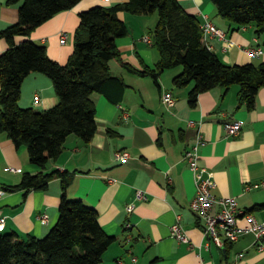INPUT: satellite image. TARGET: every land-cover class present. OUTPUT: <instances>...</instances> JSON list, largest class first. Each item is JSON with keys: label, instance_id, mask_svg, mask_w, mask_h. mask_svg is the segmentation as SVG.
Returning a JSON list of instances; mask_svg holds the SVG:
<instances>
[{"label": "crops", "instance_id": "0c3cea01", "mask_svg": "<svg viewBox=\"0 0 264 264\" xmlns=\"http://www.w3.org/2000/svg\"><path fill=\"white\" fill-rule=\"evenodd\" d=\"M0 0V32L20 21V6ZM184 9L197 16L202 25L210 21L223 30L227 42L210 39L215 53L230 66L264 63V56L251 57L249 48H264V36H258L254 26L236 29L222 18L211 0H178ZM128 0H82L70 11L62 12L38 27L30 37H17L16 43L31 40L47 48L51 59L66 65L75 48V34L80 26V14L97 6L111 7ZM130 32L117 40L123 59L137 70L144 65L155 69L159 53L144 41L152 37L159 16L120 13ZM67 36L62 44V36ZM9 48L0 40V55ZM112 72L127 85L124 100L114 104L103 95H95L98 132L90 143L72 135L61 157L51 162L48 172L67 173L71 185L70 200H82L99 212L104 231L117 241L104 255L101 264H264V248L254 235L243 236L238 242L220 248L205 245V222L192 210L197 195L195 174L185 155L200 131L204 144L200 149L201 164L215 176L218 198L234 197L241 211L264 221V89L257 97L252 111L239 105L240 87L227 93L215 88L200 95L198 105L190 106L189 94L195 84L184 88L174 86V78L183 68L166 71L159 86L151 77L131 73L117 61ZM1 90V83H0ZM171 94L175 105L168 108L163 95ZM39 96L40 102L35 98ZM60 102L53 81L44 74H31L22 85V108L48 111ZM243 121L238 136H230L226 125ZM195 123V127L191 126ZM118 152H128L130 159L122 163ZM22 170V173L10 171ZM41 169L32 164L27 147H17L7 134L0 136V190L19 185L25 174L36 175ZM138 191L146 199L137 201ZM63 196L62 179L57 178L45 191L8 192L0 198V219L6 218L5 234L43 238L59 220ZM136 208L128 213L127 207ZM218 208L215 209L217 211ZM42 216L48 223H42ZM185 229L190 243L171 235L178 222ZM241 223L246 224L244 215ZM2 233V232H0ZM264 246V240L262 241ZM239 254L244 258L237 261Z\"/></svg>", "mask_w": 264, "mask_h": 264}, {"label": "trees", "instance_id": "16d2710c", "mask_svg": "<svg viewBox=\"0 0 264 264\" xmlns=\"http://www.w3.org/2000/svg\"><path fill=\"white\" fill-rule=\"evenodd\" d=\"M82 0H9L20 6V21L0 32V40L9 48L0 55V136L7 134L17 147H27L30 161L41 172L25 174L21 183L6 187L8 192L45 191L50 183L62 179L63 196L59 220L47 236L21 239L0 233V264H101L104 255L117 241L99 221L96 208L82 200L67 197L71 179L59 170L48 172L51 162L65 151L72 135L90 143L98 132L95 95H103L114 104L124 100L127 85L112 72L117 61L131 73L151 77L159 86L163 74L183 68L174 78V86L194 83L189 94L190 106L197 107L200 95L215 88L227 93L240 87L239 105L252 111L264 89V63L226 65L203 41L202 22L188 13L178 0H128L111 7L97 6L80 14L75 48L66 65L50 58L45 46L31 40L16 43L17 37H30L41 25L59 13L70 11ZM218 14L236 29L254 26L264 36V0H211ZM158 14L152 33L153 46L159 53L156 68L144 65L137 70L126 62L117 40L129 35L120 13ZM34 73L53 81L60 99L48 111L22 108V85ZM264 209V204L255 210Z\"/></svg>", "mask_w": 264, "mask_h": 264}, {"label": "built area", "instance_id": "2783aa9c", "mask_svg": "<svg viewBox=\"0 0 264 264\" xmlns=\"http://www.w3.org/2000/svg\"><path fill=\"white\" fill-rule=\"evenodd\" d=\"M107 2L111 0H105ZM203 30V41L204 43L214 51V47L210 42V39H218L220 41L227 42L230 46L234 45L231 39H228L226 33L219 29L216 25L210 21H206L202 25ZM67 36H62V44L66 43ZM144 41L152 44L153 38L147 36ZM247 53L256 59L262 58L264 56V48L254 47L249 48ZM40 97L35 98L36 103L40 102ZM163 102L168 107L171 108L175 105V100L171 94L163 95ZM191 126L195 127V123L191 122ZM244 126L243 121H235L226 125V129L230 136L240 135ZM204 144V139L199 131L196 135V141L194 146L187 151L185 155V160L189 164L190 168L195 174L196 185H197V195L192 202L193 212L205 222V235L208 238V243L205 247L209 250L211 243L216 244L220 248H226L229 244H234L238 242L243 236L254 235L256 241L259 243V249H263L264 240V221L259 222L252 214H245L241 211L239 202L234 197L229 198H218L214 194V190L217 187V182L215 180L214 174L205 166L201 164L200 149ZM116 159L122 163L128 162L130 159V154L128 152H118L116 154ZM10 171L15 173H22V170L10 168ZM264 186L256 185V187ZM6 190H0V198L5 196ZM146 199V194L143 191H138L136 195L137 201H143ZM136 206L131 203L127 207L128 213H132ZM218 208L217 211L215 209ZM241 215H244L246 219V224L241 223ZM43 224L48 223V218L42 216L41 218ZM6 228V218L0 219V232H3ZM171 235L176 240L183 243H190V239L180 223V218L178 222L174 224L171 228ZM244 258L243 254H239L237 261Z\"/></svg>", "mask_w": 264, "mask_h": 264}, {"label": "rangeland", "instance_id": "374dc122", "mask_svg": "<svg viewBox=\"0 0 264 264\" xmlns=\"http://www.w3.org/2000/svg\"><path fill=\"white\" fill-rule=\"evenodd\" d=\"M158 16V14H156Z\"/></svg>", "mask_w": 264, "mask_h": 264}]
</instances>
